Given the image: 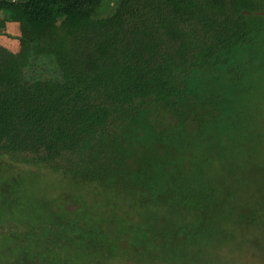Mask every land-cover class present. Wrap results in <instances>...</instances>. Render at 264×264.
Instances as JSON below:
<instances>
[{"label": "trees", "instance_id": "obj_1", "mask_svg": "<svg viewBox=\"0 0 264 264\" xmlns=\"http://www.w3.org/2000/svg\"><path fill=\"white\" fill-rule=\"evenodd\" d=\"M103 3L0 0L5 19L15 16L27 25L26 33L17 36L18 49L0 41V152L31 162L43 154L52 168L80 181L142 195L138 206L127 204L115 221L114 202L93 198L88 205L81 196L90 226L59 216L58 228L47 236L56 241L50 264L54 251L70 250L68 264H134L142 258L148 264H197L203 243L215 233V207L244 205L245 212H264V138L244 153L243 162L232 139L231 155L222 158L231 160L213 180L207 179L206 168L219 151L205 155L202 164L195 155L198 147L203 149L201 137L212 139L210 131L227 120L230 87H223L222 76L237 87L242 72L260 60L256 46L264 38V14L256 10L264 0H118L111 20L99 13ZM212 79L217 89L210 87ZM261 86L263 94L254 100L256 84L249 88L248 102H264ZM158 109L172 122L164 127L151 117V131L157 127L161 132L150 151L138 118L145 114L148 121ZM175 127L185 138L169 146L167 129ZM179 148L187 149L185 160ZM243 179L249 182L245 200L240 183L235 185ZM152 204L167 210L201 207L210 225L172 221L167 211L153 218L148 213ZM253 238L249 263L264 264L263 239ZM22 242L19 246L29 252L27 264H46L45 252L32 255V247ZM202 259L209 264L211 256Z\"/></svg>", "mask_w": 264, "mask_h": 264}, {"label": "rangeland", "instance_id": "obj_2", "mask_svg": "<svg viewBox=\"0 0 264 264\" xmlns=\"http://www.w3.org/2000/svg\"><path fill=\"white\" fill-rule=\"evenodd\" d=\"M117 1L118 0H104L101 11L99 12L100 15L111 17L112 13L115 11ZM120 1L121 0H119V2ZM262 11H264V4L259 6L256 13ZM10 17L11 18L7 15V19H5L3 11L0 9V41L14 43L18 49L19 42L17 36L21 35L22 32L23 34L26 33L25 30L27 31V25L15 16L10 15ZM111 19H113V17L109 20ZM262 25L263 28L260 36H264V20ZM263 39L264 38H262L256 46L260 60H253L251 62L252 67L250 69L247 67L242 72L241 77H239L240 83L237 87H232V85H235V82L231 81L233 83H230V77L228 75L222 76L221 81H223V87H230L229 95L226 94L229 99L225 103V116L227 120L218 122L220 126L215 131H210V127H207V133L209 134L210 131L213 135L212 139L207 135L201 137L205 142L203 149L201 151L200 147H198V151L195 150V155H197L196 158L199 157L198 159L201 160V164L207 161L205 155L208 156L212 153L214 154L215 151H219V153H216V159L210 163L211 166L206 168V177L208 180H213L218 172L221 171L219 167L225 168L228 166L231 157L225 158L224 161L222 158L231 155L230 148L228 147L232 145V139L235 140L240 149L238 150L239 153L237 158L239 159V155L241 154V162H243L244 153L250 149L257 148L262 143L261 139L264 138V134L262 133V128L264 126V102L252 101L250 103L248 102L247 95L249 88L251 86L255 87V84L256 87L253 88V100L256 99L259 94H263V88L261 86L264 84ZM21 49L25 51L23 47ZM210 85V87L217 89L214 84V79H212ZM244 85H246L245 90L243 87ZM235 89H238V91L241 90L243 93H238ZM151 117L160 122L164 127H171L169 125L171 124L170 122H172L171 115L167 112L163 113L160 110L156 115L150 116L148 121L145 120V114L140 115L138 118L140 129L145 132L143 138L150 142L148 146L150 151L155 150V144H153L152 141H155L154 138L157 137L156 134L161 132L157 127L155 132L151 131ZM190 125L192 126L191 123ZM212 126L217 127L215 125ZM187 129H189V126ZM167 130L169 131L167 132L168 137H166V140L169 146L175 145L177 143L176 139H179V137L181 139L185 138V133L180 132L177 127ZM138 134L139 133H137V135ZM252 138H254L253 141H251ZM162 139L165 140L164 138ZM125 147L131 151L128 144H125ZM177 150L181 158L184 159V153L187 149L179 148ZM213 157V155L209 157L210 160ZM46 159L47 158H45L43 154H39V158L36 160L33 159V162L23 161L11 153L0 152V222L3 224V227L0 226V264L28 263L29 252L19 246L20 242H22L21 236L24 232L27 233V240L22 242V244L33 246V248L30 249L32 255L42 254L43 252L46 254L52 253L50 251H52L51 249L56 245L52 243L56 241L51 240V238L47 236L49 231L53 232L54 228H58L54 222L57 224L60 222L58 219L59 216L63 215L67 217V215H70L71 218L74 217L78 221L80 226L84 228L90 226L89 215L87 213L88 210H85L88 209V206L83 208L84 204L81 202L82 197L85 198L88 205H90L93 198H101L114 202L117 211L116 214L111 216V221L119 219L121 210H124V208L129 209V207L126 206L127 204L138 206L137 200L142 197L137 191L133 194H129L130 192L126 193L128 191H124V188L116 189L114 187L101 186L97 182L80 181V179L70 173L52 168L51 164ZM171 164L170 162V165ZM157 166H160V164ZM239 183V191L241 192L243 200H245V198L250 197V193L247 189L249 182L243 179L241 182L236 181L235 185L238 187ZM217 195H219V192L216 196ZM6 200L7 203H5ZM211 201L216 203L215 199ZM48 202H50L49 205ZM240 206L245 208L244 205ZM240 206H232L226 209L215 207L216 213H213L211 217V221L213 222L211 226L215 229V233L217 234L214 233L211 239L207 238L203 243L205 247L200 253V259L197 260V264H203L202 258L208 255L211 256L209 264H251L249 263L248 255L252 250L253 237L263 239L264 243V237H261L264 233V212L262 209L256 208L248 213L242 210ZM202 210L203 208L201 209V207H195L193 209L171 208L167 210L164 205L152 204L148 213L151 214L153 218L156 217L160 219L161 215L165 214L167 211L169 213V218L171 220L174 219L172 221H175V219L184 222L196 220L200 221L201 225L209 224L204 221ZM105 219L106 222L110 221V218L106 217ZM179 222L180 221H178L177 224ZM18 228L22 229L17 231ZM163 232L166 234L170 231H166L165 229ZM223 234H227L228 237L224 238ZM244 235H247V237H243ZM59 247L60 246H57L56 248ZM58 250L59 252L61 251V249ZM53 256L55 262H52V264H68L71 258V250L61 253H56L54 251ZM227 256L228 258L238 257L240 261L231 263L227 260ZM162 258L165 257L162 256ZM214 258H221L222 261L217 263ZM254 262V264H259L255 260ZM78 264L81 263L78 262ZM134 264H148V260L146 261L142 258L138 262H134Z\"/></svg>", "mask_w": 264, "mask_h": 264}, {"label": "flooded vegetation", "instance_id": "obj_3", "mask_svg": "<svg viewBox=\"0 0 264 264\" xmlns=\"http://www.w3.org/2000/svg\"><path fill=\"white\" fill-rule=\"evenodd\" d=\"M32 248H33V246H32ZM46 255H47V258H48L47 261H46V264H50L51 262L49 261V253H47Z\"/></svg>", "mask_w": 264, "mask_h": 264}, {"label": "water", "instance_id": "obj_4", "mask_svg": "<svg viewBox=\"0 0 264 264\" xmlns=\"http://www.w3.org/2000/svg\"><path fill=\"white\" fill-rule=\"evenodd\" d=\"M257 13L264 14V11H262V12H257Z\"/></svg>", "mask_w": 264, "mask_h": 264}]
</instances>
